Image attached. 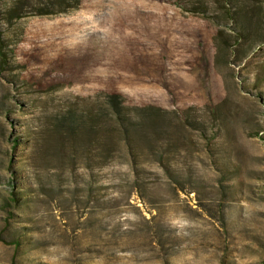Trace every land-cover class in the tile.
Returning a JSON list of instances; mask_svg holds the SVG:
<instances>
[{
  "label": "rangeland",
  "instance_id": "obj_1",
  "mask_svg": "<svg viewBox=\"0 0 264 264\" xmlns=\"http://www.w3.org/2000/svg\"><path fill=\"white\" fill-rule=\"evenodd\" d=\"M0 264H264V0H0Z\"/></svg>",
  "mask_w": 264,
  "mask_h": 264
},
{
  "label": "trees",
  "instance_id": "obj_2",
  "mask_svg": "<svg viewBox=\"0 0 264 264\" xmlns=\"http://www.w3.org/2000/svg\"><path fill=\"white\" fill-rule=\"evenodd\" d=\"M18 9L17 7L9 8L5 18L12 21L24 17ZM134 111L140 114V120H134L132 116ZM68 117H71L70 124L75 125L74 129L81 126L85 130L89 128L91 131L98 129L105 131L109 147L105 144L100 146L98 157L100 160L110 161L114 156V150L110 148V139L113 138L114 133L123 135L125 140H129L131 133L135 132V127L142 125L149 117H152V113L149 108L128 106L121 94L106 93L100 103H96L93 107H82L80 111H70Z\"/></svg>",
  "mask_w": 264,
  "mask_h": 264
}]
</instances>
